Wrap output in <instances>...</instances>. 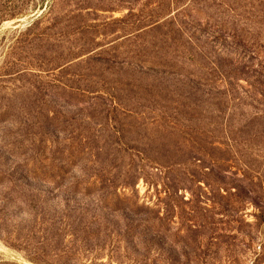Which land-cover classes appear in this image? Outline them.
<instances>
[{"label": "rangeland", "instance_id": "rangeland-1", "mask_svg": "<svg viewBox=\"0 0 264 264\" xmlns=\"http://www.w3.org/2000/svg\"><path fill=\"white\" fill-rule=\"evenodd\" d=\"M195 1L0 0V258L264 264V0Z\"/></svg>", "mask_w": 264, "mask_h": 264}, {"label": "trees", "instance_id": "trees-1", "mask_svg": "<svg viewBox=\"0 0 264 264\" xmlns=\"http://www.w3.org/2000/svg\"><path fill=\"white\" fill-rule=\"evenodd\" d=\"M195 2L198 3V4L199 3L202 4L203 5V6H201L202 8L205 7V8H207V10H209V9H212L215 0H198V1H195ZM217 6H219V7L221 6V7H223V9L226 8V9L230 10L231 13L236 9L235 7L231 6V3L228 0H219ZM72 14H74V13L65 12L62 15V18L64 20H70V19H72ZM224 17H225V19L227 21L226 22L227 25H229L230 23L233 24V22L235 21L236 15H234V16L233 15L224 16ZM1 20H2V17L0 16V21ZM83 49H85L84 46H82L79 49V53L83 52L84 51ZM86 92H88V90H86ZM35 205L38 206L37 204H35ZM79 222L82 223V226L84 228V232L90 238H94L97 241L100 238H103V240L106 241L109 238V235L110 234L112 235V233L108 232V229L106 228L107 224L109 222H111V220L108 219L107 217L100 216V215H98L96 213H92L91 215L88 214L85 217H80L79 218ZM42 223H45L46 225L52 226V227H58V226H65L66 227V226H69V221L66 218L61 219V218H57V217L56 218L51 217V218H48L47 220H44V222H42ZM132 225H133L132 220L128 219L126 224H125V227L132 228ZM94 252L95 253H101L102 252V248L100 247V248H98V251L96 250ZM97 255H99V254H97ZM32 261H34V260H32ZM0 264H14V263L9 262V261H5L2 258H0Z\"/></svg>", "mask_w": 264, "mask_h": 264}, {"label": "bare ground", "instance_id": "bare-ground-1", "mask_svg": "<svg viewBox=\"0 0 264 264\" xmlns=\"http://www.w3.org/2000/svg\"><path fill=\"white\" fill-rule=\"evenodd\" d=\"M5 250V249H4Z\"/></svg>", "mask_w": 264, "mask_h": 264}]
</instances>
